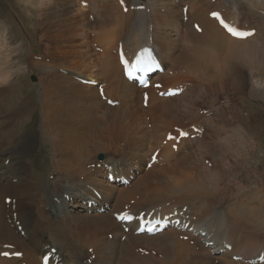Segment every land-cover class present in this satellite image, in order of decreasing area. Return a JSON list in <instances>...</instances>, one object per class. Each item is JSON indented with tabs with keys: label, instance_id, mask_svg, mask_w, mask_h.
<instances>
[{
	"label": "bare ground",
	"instance_id": "obj_1",
	"mask_svg": "<svg viewBox=\"0 0 264 264\" xmlns=\"http://www.w3.org/2000/svg\"><path fill=\"white\" fill-rule=\"evenodd\" d=\"M25 1L32 3L33 0ZM115 1L119 6V1ZM212 1L130 0L128 11L122 20L130 27L129 30L139 29L136 34L132 33L133 39L138 37L136 48L131 45L132 37L127 38V34L118 37L116 30L105 28L107 23L104 27H96V38L101 45H105L102 57L100 59L92 51L84 55L82 51L83 63L89 69H102L107 80L105 95L112 100L120 99L119 106L111 108L107 103L105 105L101 95H97L96 89L92 88L95 86H75L74 91L70 88V92L68 87H59L60 82L52 80V93L45 98L50 104L51 113L42 112L41 133H30L26 129L22 135L18 132L20 128L15 129L17 119H24L27 113L22 107L8 108L6 112L11 113L10 116L6 121H0V264L18 261L17 258H2L1 253L6 251L22 252V259L28 264H42V257L52 248H56L57 252L51 262L58 258V264H264L251 262L264 252V241L257 243L255 238L261 233L264 240V200H258V197L252 200L257 196L254 194L252 201L249 199L251 202L245 205L239 202L233 208L231 202L228 204L226 201L233 188H222L220 184L222 177H229L232 172H237L243 167L247 156L263 146L262 134L256 130L253 122L256 120L262 126L263 121L264 125V1ZM108 3L103 6L104 9L111 8ZM36 4L44 6L38 13L42 18L52 12L59 13V16L68 14L73 11L74 5L71 0H37ZM139 5H143L144 9L135 8ZM186 5L188 10L185 15L183 8ZM114 7L119 13L124 8L121 5L119 9L117 5ZM217 10L223 11L225 17L238 24L239 28L256 29V33L245 40L232 37L215 19L209 17L211 12ZM77 11V15L83 14L81 10ZM122 20L119 19L118 28L121 27ZM195 23L201 26V33L194 29ZM167 29L171 31L168 32ZM170 35L184 43L176 58L171 57L177 50ZM79 36V29L76 27L72 39ZM120 42L130 60L145 45L155 48L165 71L163 74L157 73L153 80L154 83L161 82L163 89L178 87L182 82L190 85L183 84L185 90L175 97H159L152 84L147 90L150 93V105L148 108L140 106L144 90L124 78L118 56ZM113 46L116 56L110 51ZM0 56L4 54L0 53ZM9 61L10 59H6L2 73L10 72L7 70ZM31 65L37 68L42 81L47 67L43 71L44 64L37 61L28 64L30 69ZM90 72L92 77L87 79L100 82L101 72ZM115 72L117 75L122 72L120 83ZM172 77L175 78L174 85H170L168 81ZM182 77L183 81L178 80ZM161 79L163 80L160 81ZM50 83L49 80L45 86L48 88ZM70 83L72 87L76 85ZM1 92L2 89L0 111L7 109V104L10 103L8 94ZM221 92L239 95L238 101L230 99L235 103L230 111L248 142L242 140L239 143H229L225 141L227 137L223 136L224 140L220 139V143H217L218 137L222 136L218 121L224 120L225 114L222 112L226 107L216 99ZM79 93L83 94L79 96ZM198 98L206 102L212 116L199 118L200 108L196 107ZM243 106L248 112L245 118L237 109ZM94 107L98 108L96 114H92L95 112ZM144 110L147 112L145 115ZM157 112L160 114L158 117ZM158 119L164 120L166 126L170 124L168 120H187L203 129V133L194 139H182L180 142L184 146L181 148L178 145L179 153L172 149L174 141L166 143L164 157L168 158L169 165L160 170L149 171L148 178L152 184L157 185L172 172L188 181L179 190L180 194L175 202L168 205L160 199L161 201L151 202L153 208L145 207L143 211L155 210L166 215L178 210L183 212L178 216L190 221L194 230L184 233L168 228L156 235H137L134 233L136 223L129 224L130 229L126 232L114 218V213L122 212L125 207L122 203L114 206L110 200L123 186L120 181H108V167H113L112 173L116 178L124 176L131 179L137 176V171L143 170L144 164L147 165V141L153 145L155 140L163 137L159 134L162 128L158 127ZM149 123H153L151 130L146 126ZM172 127L166 129L171 130ZM235 130L233 136L237 137L239 127ZM114 141L117 146L113 145ZM120 141L127 144L128 152L125 155L120 153ZM39 143L49 147V165L45 164V160L40 165V159L37 163L30 160ZM161 144L163 143L158 146ZM89 145L94 149L92 152L87 150ZM113 146L118 148L119 154L111 149ZM101 152L106 157H99ZM92 153L95 155L91 164H101V168L87 167L90 160L88 157ZM207 158L211 159L212 167L205 166ZM263 162L264 159L260 162L261 169L264 168ZM196 170L198 171L195 172ZM45 174H50L53 178L47 179ZM187 188L188 191L185 192ZM94 191L100 193L102 198L99 199ZM131 194L132 192L121 193L120 199ZM247 194L242 193L238 198L245 199ZM8 197L11 198L9 205L5 202ZM89 202H96L97 205L89 206ZM185 207L187 210L184 211ZM130 208L133 210L132 206ZM15 223L22 226L24 235L18 231ZM199 231L207 232V237L196 233ZM214 233L217 234L215 238ZM109 234H112L111 238ZM184 234L189 235L191 240L181 245L176 238L179 239ZM220 237L224 239H218ZM195 240L199 249L194 247L192 250L197 254L191 257L189 243ZM209 243L212 245L207 247ZM226 244L231 245L232 249L225 250ZM7 245L14 249L5 248ZM150 247H158L161 251L168 252V255L159 259L153 255L142 256L137 251L140 248L149 250ZM235 256L241 259L234 260Z\"/></svg>",
	"mask_w": 264,
	"mask_h": 264
},
{
	"label": "rangeland",
	"instance_id": "obj_2",
	"mask_svg": "<svg viewBox=\"0 0 264 264\" xmlns=\"http://www.w3.org/2000/svg\"><path fill=\"white\" fill-rule=\"evenodd\" d=\"M60 1H63V0H60ZM82 1L87 2V3H89L88 1H90L91 2L90 9L88 8L87 10H85L81 8L80 4L81 5L83 4L80 2ZM104 1H106V3L109 2L108 5L111 6L110 9L103 8V6L106 4L104 3ZM123 1H124L125 7L128 8L130 0H123ZM71 2L74 4L72 5L73 6L72 12H69L68 14H64L61 16H59V13L57 12L56 13L52 12L48 16L42 18L40 17L38 13H40V11L44 8V6L41 4L37 5L36 4L37 0H33L32 3L26 2L25 0H0V53L4 54V56H0V75L2 73L1 69L6 62V59H10L9 61L10 64L7 67V70L9 69L10 72L9 73L3 72L2 76L0 77V89H2L1 93H4V95L8 94V97L10 100V103L7 104V107H6L7 109L0 111V121L2 122L6 121L8 117L10 116L11 113L9 114L6 112L8 108H12V107H14L15 109H19L21 107L24 108L25 112L27 113V117H25L24 119L20 121L18 118L17 119L18 123L16 124V128H15L16 130L20 128L18 132H20L21 135L26 132V129L30 133H37V134L41 133L40 124L42 121V112L51 113L50 104L46 102L45 98L49 94L52 93V90H53V88L51 87L52 80L59 81L61 84L59 87L66 86L68 87V89L73 88V91H74L75 86L76 87L85 86L84 84L78 81L79 78L82 77L81 79L88 80L87 79L88 77H92V75L90 74L91 73L90 71L93 70L95 74L101 72L102 70L101 68L98 69L94 67V68L89 69L86 63L85 64L83 63L84 62L83 54L85 55V53H89L91 51H92V54L94 53L100 59L102 57V53L104 50L103 47L105 45H101V43L96 38V35H97L96 27L98 25H101L104 27V24L107 23L105 24L106 29L114 30V31L116 30V35L118 37L120 36L124 37V35L127 34L129 35L127 38L132 37L131 39H133L132 33L136 34V32L139 30V29L129 30L130 27L124 24L123 20L127 12L123 11L124 8L120 11L121 13L118 12L119 10L115 9L114 5H117L118 9L120 8V5L118 6L117 1H114V0H101V1L100 0H71ZM25 3H26V6H24ZM182 5H184V3H182ZM85 7H88V6H85ZM77 10L79 11L81 10L83 14L77 15L76 14L78 12ZM27 15H30V16L28 17ZM120 18L121 20L123 19L122 20L123 22L121 24V27L118 28V24H119L118 21ZM84 21H87L88 23L87 22L85 23ZM76 27L79 29L80 36L77 37L75 40H73L72 35L75 32ZM167 31L170 32L171 29H167ZM170 40L175 41L177 52H175L174 55L171 57L176 58V56L179 54L178 52L184 47V43H181L177 38L173 36L170 37ZM137 42H138V37L134 38L131 41V45H135L137 44ZM110 51L112 52L113 55L116 56L115 46H113ZM165 51L167 52V50ZM95 55L93 56L95 57ZM34 61L44 64L43 71H45V67H47V70L44 72L42 81L40 78V74L37 71V68L36 67L33 68L32 65H31V69L28 67V64ZM101 73H103V71ZM101 73L99 74L101 75L99 79L102 78L103 82H101V79H100V82L105 85L104 80H106V76L104 75V73L103 74ZM34 76L36 77L34 78ZM115 76H119L118 79H120L119 80V83H120L121 77L123 78L122 72H120L119 75H117V72H115ZM178 76H182V75H178ZM76 78H78V80ZM183 79L184 78L182 77L178 80L183 81ZM49 80L51 81V83H50V86L47 88L45 85L48 84ZM162 80L163 79H161L160 81ZM174 80H175L174 77L168 78L169 84L174 85L173 84ZM33 81H36V82H33ZM70 82L76 83V85L72 87V84ZM92 88L96 89L95 91H97L96 93L98 95L99 93L98 88L97 87H92ZM69 91L72 92L71 89ZM80 94H83V93H79V96ZM86 96H88V94H86ZM226 96H230V98H226ZM106 97L108 98V96ZM190 97L192 98V95H190ZM216 99L219 104H224L223 105L224 107L226 105L224 111L222 112L225 114L226 117L224 116L225 117V118L223 117L224 120L218 121V125L222 128V136L218 137L217 143H220L222 139L224 140L225 137L223 136L227 137L225 138V141H229V143H239L242 140H245L248 142L247 137H245L240 132L241 130V126H239L240 124L236 122L231 115V111L233 110V107H235V105H233L235 104L234 101H231V100L232 99H236L237 101L240 100L239 95L233 92L229 94L221 92L217 95ZM113 101H118V104L114 107H117L121 104L120 99L118 100L116 99ZM149 101L150 99H148L147 107L143 105V102L140 103V106L144 108H148V106L150 105ZM103 103L106 105L107 101L104 102L103 100ZM205 103L202 98L197 99L196 107L200 108L198 112H200L199 114L202 115V116L200 115L199 118L212 116V114H210L211 111L207 109L208 105H206ZM245 104L247 105L246 102L244 103V105ZM237 105L239 106V104ZM107 106L113 108V106H110L108 103H107ZM86 108L88 109L89 105ZM237 109H238V112L240 110L239 114L243 118L247 117L248 112L245 111L244 106L242 108L240 107ZM102 110L103 109H101V111ZM91 111H92V106H91ZM207 111L209 112L207 113ZM97 112H98V108H95V112L92 114H96ZM145 113L147 114L146 110H144V115ZM242 114H245V116ZM159 115L160 114L157 112L156 116L158 117ZM227 117L229 118L227 119ZM158 120H159L158 127L160 126L162 128V131H159V134L160 136L162 135L163 137L158 140H155L153 145L150 143V141L149 142L147 141V147L149 149L147 148L148 150L147 149L145 150L147 164L150 161L151 155L153 154V152H155L156 150H160L159 155H158V161L155 162L151 168H149L148 165L144 164L143 170L140 169L141 170V171L139 170L140 172L137 171L138 175L131 178L130 184L128 185L122 184L123 187L120 189V191L117 190V192H115V195H113L112 199L110 200L111 203H114V206L122 203L123 207L132 206L133 211L135 209V211L137 210L138 212H135V211L134 212L139 213L143 211L145 207L151 206L150 205L151 202H154L157 200L158 201L163 200L169 205L175 202V199L180 194L179 190L182 187H184V185L186 184L187 179L185 180L184 178H182L183 176L181 177L180 175L176 173H172V172L169 173L164 178H162V180L157 185L152 184L151 180L148 178L149 171L154 170V169L160 170L161 168H165V166L167 167L169 165L168 158L164 157V152L167 151L166 143H164V145L161 144V146H158L161 142L162 143L165 142L164 138H166L167 134L170 132V130L166 129V127L169 128L173 126L171 131H174L176 127L194 126L187 120H178V121L174 120V122H170L168 120V123H170L169 126H166L164 124L165 123L164 120L163 121H161V119H158ZM226 120L228 122H225ZM252 122H253V119H252ZM20 123H22L21 126H20ZM261 123H262V126H259L256 120H254L253 125L255 126L256 130L260 131L262 134V145L263 146L258 147V149L256 150L254 154L248 155L246 162L243 164V167H241L237 172L236 171L232 172L231 176L229 177L221 178L220 184L222 188H226L228 186L233 188V191H231L230 195L227 196L228 200L226 199L228 204L231 202L232 207L233 206L236 207L239 202L240 203L243 202L244 205L248 204L249 202H251L257 197H258L257 198L258 200H264V194L261 193V192H264L262 191L264 190V168L261 169L260 167V162L263 161L264 159V125H263V121H261ZM146 126H147V129L151 130L153 123H149ZM238 127H239V130L237 131L238 132L237 137H235L233 136V134L236 131L235 129H238ZM41 142H43V140H41ZM116 143L117 142L114 141L113 145H116ZM118 145L122 147V149L120 150V153L122 155L127 154L128 152L127 144L124 141H120L118 142ZM116 146H113L111 149L113 151H116L119 154L118 148H116ZM183 146L184 145H181V142H180L179 147L183 148ZM87 150L92 152V150L94 149L92 148L91 145H89L87 147ZM177 150H175V152H177ZM102 151L106 152L105 150H102ZM103 152L99 153V157L101 158L103 156L106 157V155H104ZM179 152L180 151H178L177 153ZM94 155L95 153H92L90 157H88L90 160L87 164V167L89 168L91 167L96 168L95 163L91 164V162L94 160ZM49 156H50V150H49L48 145L44 143H39L37 149H35V151L33 152V155H31L30 160H33L34 163H37V160L39 162V159H40L39 165L42 160H45L46 162L45 164L49 165L47 163V160L50 158ZM220 158L221 157H219V159ZM6 162H7L6 164H8V161ZM154 165L157 167H155ZM205 166L212 167V161L210 158H207L205 160ZM220 166H222V164ZM97 167L100 168L101 165L99 164ZM197 171L198 170H196L195 172ZM44 176H46L47 179L53 178V176H51L50 174H45ZM259 188L260 190H258ZM256 189L257 191H255ZM187 191H188V188L185 192ZM127 192H132V194L126 198L120 199V194L121 193L125 194ZM242 193H248L247 194L248 196L245 199L244 197L238 198L239 196L240 197L242 196ZM256 193H258L259 195ZM252 195L254 196L257 195V196L253 198ZM259 196L260 197L262 196L263 198L262 197L260 198ZM249 199L250 200L252 199V200L250 201ZM6 204L9 205L10 203H7L6 201ZM151 207L153 208V206ZM22 235H24V231ZM184 236H188L189 239L188 240H185L184 238L180 239V237H184ZM216 236L217 234L214 233V238ZM109 237L111 238L112 234H109ZM180 237L179 239L176 238V240H180V242L178 241L177 242L180 243L181 245L183 243H188L191 240V237L189 235L184 234V235H181ZM255 238L258 240V241L255 240V242L257 241V243L260 241H264L261 233L258 234ZM218 239H224V238L220 237ZM192 242L189 243L190 246L188 248V251L191 254V257L192 256L195 257L197 253H195L192 249H194V247L195 249H197V247L199 249V246H197L196 240ZM137 251H139L140 255L142 256L153 255L154 257L159 258V259H163L165 256L168 255V252L161 251L160 249H158V247H150L149 250L146 248H140ZM24 261L25 260L21 258V259H18L17 262L18 264H21ZM26 264H28V262ZM37 264H39V262H37Z\"/></svg>",
	"mask_w": 264,
	"mask_h": 264
},
{
	"label": "snow or ice",
	"instance_id": "obj_3",
	"mask_svg": "<svg viewBox=\"0 0 264 264\" xmlns=\"http://www.w3.org/2000/svg\"><path fill=\"white\" fill-rule=\"evenodd\" d=\"M121 2H123V0H121ZM213 15H217V18L219 19V16L218 14H213ZM221 23H223V21L221 20ZM224 27L227 28V30L234 36H240V37H243L245 35H247V33H242V32H239L237 31L236 29L230 27L229 25L227 24H224ZM125 64L127 66V61H125ZM135 70H138V71H148L150 70V66L144 64L142 61L138 60L137 61V67ZM133 71L132 69L129 70V75H132L133 74ZM171 94L175 95L177 94L175 91L172 92ZM186 135V133L184 134ZM121 219H128V217H121ZM151 231V229H149Z\"/></svg>",
	"mask_w": 264,
	"mask_h": 264
}]
</instances>
